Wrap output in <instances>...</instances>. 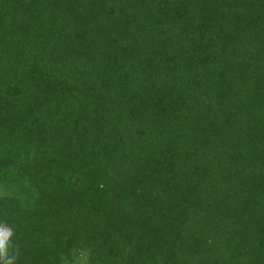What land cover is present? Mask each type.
I'll return each mask as SVG.
<instances>
[{
  "label": "trees",
  "instance_id": "16d2710c",
  "mask_svg": "<svg viewBox=\"0 0 264 264\" xmlns=\"http://www.w3.org/2000/svg\"><path fill=\"white\" fill-rule=\"evenodd\" d=\"M0 221L16 264H264V0H0Z\"/></svg>",
  "mask_w": 264,
  "mask_h": 264
},
{
  "label": "clouds",
  "instance_id": "9594fccd",
  "mask_svg": "<svg viewBox=\"0 0 264 264\" xmlns=\"http://www.w3.org/2000/svg\"><path fill=\"white\" fill-rule=\"evenodd\" d=\"M13 236L14 231L7 222L0 221V264H16L18 248L13 242Z\"/></svg>",
  "mask_w": 264,
  "mask_h": 264
},
{
  "label": "rangeland",
  "instance_id": "374dc122",
  "mask_svg": "<svg viewBox=\"0 0 264 264\" xmlns=\"http://www.w3.org/2000/svg\"><path fill=\"white\" fill-rule=\"evenodd\" d=\"M86 254L81 253L75 264H86Z\"/></svg>",
  "mask_w": 264,
  "mask_h": 264
}]
</instances>
